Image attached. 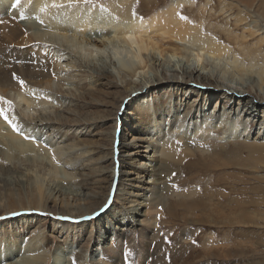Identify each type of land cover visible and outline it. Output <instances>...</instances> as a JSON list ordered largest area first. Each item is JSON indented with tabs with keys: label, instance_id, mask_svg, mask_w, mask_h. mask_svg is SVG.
<instances>
[{
	"label": "bare ground",
	"instance_id": "6f19581e",
	"mask_svg": "<svg viewBox=\"0 0 264 264\" xmlns=\"http://www.w3.org/2000/svg\"><path fill=\"white\" fill-rule=\"evenodd\" d=\"M165 1L167 0L111 1L110 7L120 14V19L118 17L115 19L112 13L113 9L100 5L97 3L98 1L94 2L96 4H87L82 0L72 3L70 0H20V4H27L25 9L22 8L23 18L29 21L27 23L32 25L31 20H35L36 23H39L38 25L45 26L44 31L40 29L42 32H40L37 42L26 34V29H31V27H23L15 18L0 15V32L5 38V44L0 49V94L3 97L13 91L26 105H30L36 104L34 96L30 95V89H45L52 92L51 83L56 79L55 76L60 74L56 67L59 59L55 55L59 51L60 44L46 50L41 44V40L46 38L44 37L46 34L42 35L43 33H50V38L47 40L53 43L72 44L78 49L80 42L77 37L83 39L88 32L96 30L99 32L96 34L99 39H92L90 41L92 44H88L105 51L113 50L114 58L112 60L122 71L130 72L132 76L136 75L137 70L144 72L147 69L153 73L150 76L144 74L141 76L139 72L138 82H126L125 86L121 87L117 85L114 78L110 79L106 64L103 63L99 68L94 60L90 59V56V61L86 62L88 68L95 74V81L88 85L94 87L91 88L92 91L95 89L104 95L109 92L104 89L116 88L113 96L117 100H113V110L108 112V117L105 120L107 122L111 120L109 123L111 129L105 138L109 141V147L99 150L96 157L88 159L87 164L81 165L82 163L78 160H75L74 163H80L76 169L81 168L80 170H82L85 169L84 166H88L92 167L94 173L98 170L100 177L103 176L101 179L107 181V193L106 197H103L104 201L110 194L114 179L116 184L113 194L114 204L102 212L99 211L101 203H96L92 205L93 207L88 205L93 202L91 200L96 196L93 195L89 198V195H78L72 201L77 209L72 210L73 207L70 208V204L67 202L69 200L65 201L64 195L59 194L60 192L56 194L59 203H53L57 206L55 210L62 213L59 215L70 217L68 221L75 224L72 227L74 233L78 234V247L82 242L92 239L96 231L97 238H94L93 247H100L102 255L97 262L91 264H101L102 262L118 264L116 259V263L114 260L112 261L111 255L116 256L120 252L122 244L126 243L125 239L130 233H137L140 238L154 241V234H150L148 229L144 231V219L138 220L144 216L140 212L142 202L148 197L149 192L155 189L147 181L148 176H154L155 181L168 184L165 189L161 188L163 195L172 190L175 193L182 191L181 194H173L175 197L172 195L173 206L166 204L170 213L178 210L184 220L199 221L207 224L206 226L210 228L213 225H227V230L222 231L227 235L228 232L229 235H232L234 230L240 229L239 226L242 224L243 206L239 200L236 203L233 201L234 207H232L227 201L230 200L229 195L220 190L224 188L222 180L232 178L237 181V178L223 173V178L216 176L215 180L212 179L215 173L221 175L222 172L214 170V164L205 163L204 158L210 160L212 156H216L218 159H223L222 166L234 164L246 166L245 162L240 164L243 162L242 156L244 155L251 157L254 167H257V164L260 165L261 162L264 163V145L239 143L237 139L221 144L209 156H207L209 149L207 151L206 147L200 143H194L191 138L175 143L170 137L164 139L160 135L158 147L151 148L149 146L148 142L153 140L152 137L159 135L162 122L167 124L182 121L183 124L196 126L217 114L220 117L225 116L231 125L233 121H236V117L241 118L239 123L245 121L244 123L247 125L256 126L260 122L259 125H264V0H230V3L239 7L240 10L233 21L231 20L233 17L229 18V21H232V25L228 24L229 29L231 30L230 26H233L237 30L239 28L241 30V33L238 36L233 35V38L227 33V29L225 30L227 34L214 36L217 32H209L205 26L197 24L199 19L193 14L198 15V12L194 13L191 6L187 8L188 10L179 8L180 2H185L184 0H176L169 9L161 14L160 11L165 8L167 3ZM13 2L14 0H0V8L11 6ZM54 3L60 7H52ZM101 6L106 11L102 10ZM41 8H44V11H41ZM134 8L137 13L135 18L132 15ZM178 12L188 19L183 22L177 16ZM220 12L222 15L225 14V10H220ZM255 19L257 21H254ZM258 21L262 23L261 27ZM256 33L259 34L256 37L259 40L252 46H248L251 39L247 41V38ZM169 39L193 44L197 49L198 61H200V65L203 64V68L190 70L187 68L188 66H179L176 70L175 67L165 68L162 66L153 57L154 52H158L160 56L167 53L177 56L181 53L176 45L164 43L165 46L163 44L162 41ZM127 50L129 53H126ZM204 55L215 57V60L218 61L224 59L226 62L219 65L217 70H212L213 63L208 61L201 63L204 60ZM14 61L20 63L21 67ZM78 65L80 69L82 64L78 63ZM13 73L25 81L23 88L17 80L13 79ZM79 88L82 90L81 97L86 94L93 95L85 85ZM55 94L58 105H63L62 110L58 113L55 111L54 117L39 114V119L35 121L32 129L44 131V135L50 133L53 145L58 146L56 149L61 151H67L65 148H68V152L76 153L79 158H89L96 154L94 151L85 150V146L77 145L75 140H71L70 135L73 136L71 132H81V130L76 131L73 125L81 121L77 112L73 110L78 107L77 99L69 97L62 85L55 91ZM48 99L46 101L50 102ZM212 113L213 115H211ZM73 114L77 118L72 119ZM216 118L219 122L220 118ZM68 122L73 126L67 127L66 123L68 124ZM5 123L0 119V142L7 143L5 151H8V147H10L17 152L15 153L16 157L23 156L21 159H24V154L40 149V146L33 140L23 141L19 138V134L15 133L16 137L14 132H11L13 130L9 131L6 128L5 125L8 124ZM118 131H120L119 134H117ZM233 135L234 132L229 135L230 138ZM207 140L205 139L204 143H208ZM149 148H151L150 152L147 151ZM40 150L50 159L52 165L61 162L58 150L48 151L43 148ZM151 153L153 154L152 158L149 157ZM155 155H158L157 160L154 158ZM11 157H15L11 155V150L4 153L0 157V165H5ZM230 185L232 186V183ZM236 186L228 188L231 194ZM30 190L27 196L31 201L28 200L27 205L22 206L16 219V223L21 224V227L17 228L12 223L0 224V264H38V261L47 257L51 261L49 264H67L61 254L71 253L68 250L72 249L70 241L74 234L65 228V224L55 222L53 225L51 223L52 228L49 231L52 233L51 235H54L53 242L50 239L44 241V236H41L43 230L40 228V219L35 216V213L43 212L44 210L41 209L45 207L44 200L48 201L52 198L44 194L40 185L33 184ZM163 195L159 194L158 197ZM30 205H34L35 209H32ZM4 210L3 200L0 197V214L6 213ZM25 211H29V213ZM120 213L127 215L132 223L120 226V220H118ZM198 214L201 215L200 219H197ZM87 217L97 220L96 227L94 230L92 228L87 233H82L83 229H86V224L80 222L87 220ZM75 222H78V225ZM108 223H112V227H107ZM118 226L125 227V229L121 230ZM103 233L112 236L109 242L106 243L109 236L99 241ZM184 241L182 243L185 245ZM230 245L237 246L238 244L232 242ZM46 246H50L51 249L47 251ZM224 250L226 251V249ZM105 256L111 257V259L108 261ZM225 257H227V253Z\"/></svg>",
	"mask_w": 264,
	"mask_h": 264
},
{
	"label": "rangeland",
	"instance_id": "374dc122",
	"mask_svg": "<svg viewBox=\"0 0 264 264\" xmlns=\"http://www.w3.org/2000/svg\"><path fill=\"white\" fill-rule=\"evenodd\" d=\"M111 1L115 0H92V3L97 2L100 3V5L114 10V8L110 7ZM184 1L185 2L182 3L180 2L179 8H185L184 10H186L191 6V8L194 9V13L198 12V15L193 14V16H195L196 18L198 17L199 19L197 24H200V26L202 25L203 27L205 26V28L209 32H217L214 36L225 35L229 33L230 37L233 38V35L238 36L241 33L240 28L237 30V28L230 26L231 30L229 29V25H232V21L240 11L239 7L230 3V0ZM174 2H176V0L165 1L166 6L165 8H163L164 10L162 9L160 11V13L162 14L163 12H165V10L169 9L170 5ZM26 7L27 4H19L15 9H13L11 6L0 8V15L2 14L3 16L6 15L8 17L15 18L18 23L23 27H31V29H26V34L31 37L35 42H37L39 40V35L41 34L40 32H42L40 31V29L44 31L45 26L38 25L39 23H36L35 20H31L32 25L27 23L29 21H27L26 18H23L22 12V8L25 9ZM113 10L112 13L114 18L117 19L118 17L120 19V14ZM220 10H225V14L222 15ZM201 11L204 12L202 13ZM230 17H233L231 18L232 21H229ZM182 21L184 22L185 20ZM227 21H229L230 23ZM254 21L257 20L255 19ZM258 24L260 27L262 26V23H260L259 21ZM225 30L228 32L226 33ZM97 33L99 32L96 30L91 33L88 32L85 35V37L87 36V39L84 36L83 39L77 37V40H79L80 42V48L78 49L73 47L72 44L66 45L64 43H53L47 40V38H50L49 36L51 34L43 33L42 35L46 34V36L44 35V37L46 38H43L44 40H41V44L44 45L42 46L46 48V50H49L51 47L54 46H59L60 44L59 48L57 47L59 51L55 54L57 55V59H59V63L56 64V67H58L60 74H57L55 76L56 79L51 83L52 92L45 89H30V95L34 96L36 103L30 105H26V103L23 102L21 98H19L13 91L8 92L6 95H4L5 97L0 94V97H3L5 100L12 102L13 110L10 112V115H13L15 117V123L17 124L19 131H11L12 128L9 127V125H5L7 123L4 124L6 128L9 129V131L14 132V135L16 137L19 134V138H21L23 141L27 140L25 138L26 136L29 137L28 140H33L34 143L40 146V149L43 148L44 150L48 151L58 150L57 152H59V158L61 159V162H58L56 165H52L49 161L50 159H48L45 154L41 153L40 149L35 150L36 152L32 151L33 153L31 152L24 154L25 156H28H24V159H21L23 158V156L16 157L17 154L15 155V153L17 152L13 151L12 149H10V147H8V151L11 150V155H14L18 159H16L15 157H11L7 161L8 165L7 163L5 165H0V197L3 200V209H5L4 212H6L0 214V224L12 223L17 228L21 227V224L16 223V219L18 218L17 215H19L22 206H25V204L27 205V202L31 201L30 197L27 195H29V192L31 191L30 189L33 184L40 185L44 194L52 198L48 200L51 203L44 200L45 207L41 209L44 210L43 212L39 211L35 213V216L40 219V228L41 230H43L41 236L45 237H43L44 241L45 239H50L53 242L54 235H51L52 233L49 231L52 228L51 223L53 225L55 224V222L59 224H65V228L69 229L74 234L70 241L72 249L68 250L71 253L66 255H64L63 253L61 254L65 258L64 262H66L67 264H91L93 262H97V260L101 257L102 252L100 247H93L94 238H97L96 231L92 239L88 240L87 242H82L81 246L78 247V234L74 233L72 227L75 224H71V222L68 221V218L70 217L61 216L59 214L62 213H58L57 210H55L57 209V206H55L54 203H59V198H56L57 192H60L59 194L64 195L65 201L69 200L67 202L70 205L67 202L66 203L69 205L70 208L73 207L72 210L77 209L76 206L72 203L73 198H75V196L78 197V195H89L90 198L94 195L96 197L93 198L91 200L93 202L89 203L88 205L92 206L96 203H101L99 204V211L104 212L109 209L112 204H114L113 194L116 190V184L114 183L113 179L110 194L104 201L103 197H106L107 193V181L101 179V177L103 176L100 177L98 170L96 171V173H94L95 171H92V167H90V169L88 166H84L86 171L85 169L80 170L81 168L76 169V167H78L80 163H82L81 165H83V163L87 164L88 159H92L93 156L96 157L99 150L103 149V147H109V141L105 138L107 133L111 129L109 124L111 123V120H109L108 122L105 120L108 117V112H111L113 110V100H117L113 96V93L117 90L116 88H111L110 90L104 89L105 91H109L104 95L102 93L97 92L95 89L94 91H92L91 88L94 87H89L88 85L95 81V74L88 68L86 62L90 61V59H93L94 63H96L99 68L103 65V63L106 64L110 79L114 78L117 85L121 87H124L126 82H138L139 75L142 76L144 74L145 76H150L151 74H153L152 71H148L147 69L144 70V72L137 70L136 75L134 76H132L130 72L122 71L112 60L114 58V55H112L113 50L107 49L105 51L102 50V48H94V46L90 45L92 44L90 42L92 41V39H99L96 37ZM258 36L259 34L256 33L252 37L247 38V41H250L251 39V42L248 46H252L257 40H259V38H256ZM162 42L163 44L172 43L173 45H176L181 52L177 56H173L170 53L160 56L158 52H154L153 57L156 58V60L165 68L175 67L174 69L176 70H178L179 66H188L187 68H189L190 70H193V68H203V64L200 65V61H198V57L196 56L197 49L193 46V44L185 41H176L171 39L164 40ZM4 44L5 38L0 32V49H2V46H4ZM63 45H65L66 47H64ZM75 51L78 53H76ZM126 53H129L128 50ZM89 56L91 57L90 59ZM204 60H202L201 63H205L207 61L209 63H213V65H211L212 70H217L219 68V65H223L226 62L224 61V59L219 60V62L217 59L215 60V57H212L210 55H204ZM213 60L215 61V63ZM14 62L17 63V61ZM78 63L82 64V69H79ZM17 64H19V67H21L20 63ZM214 64L218 65L214 66ZM146 71L147 73H145ZM139 72L140 74L138 75ZM106 78L109 79V77ZM108 79L106 80L109 81ZM61 85L63 89L67 91L69 97L71 96V98H76L78 101V107L73 110L77 112L76 114L78 115V118L80 117L81 121H78L76 124L73 125L76 131L81 130V132H79L80 134L77 132H71L73 133V136L70 135V137H72L71 140H75L74 142L76 144L78 143L77 145L79 146H85V150H89L92 152L94 151V153H96L91 157L88 156L89 158H79L76 153L68 152V148H65L67 149V151H61L59 149H56L58 146L53 145L54 142H52L51 140L52 136L50 135V133H48L49 135H44V131L41 132L39 130H36V128L35 130L32 129V127H34L33 124H35V121L39 119V114L48 116L51 115L52 117H54L56 113L62 110V102H60L62 106L58 105L59 103L56 100L55 94V91L59 87H61ZM84 85L87 87V89L92 91L91 93H93V95L86 94L81 97L82 90H80L79 87ZM46 99L50 100L51 103L46 101ZM100 101H102V103H100ZM5 106L6 105L0 102V107ZM211 115H213V113ZM216 117L220 118L219 122H217ZM75 118L77 117H75V114H73L72 119ZM235 119L236 121H233L232 125L229 124L230 121L226 120L225 116L220 117L217 116V114L210 117L209 120L203 123H199L196 126L187 123L183 124L182 121L179 123H164L165 125L162 122L160 123L161 128L159 129V135H156V137L154 136L155 138L152 137L153 140H150L148 143L149 146L152 148L158 147L159 139H161V137H163L164 139L170 137L171 140L175 143H178L176 141L180 142L181 140H187L191 138L194 143H200L202 144V146L206 147L207 151L209 149L207 156H209V154H213L214 149L220 147L221 144L230 143L232 140L235 139H237L239 143L247 142L264 145V125H259L260 122L258 121V125L251 126L249 124L247 125V123H244L245 121L243 120V122L239 123V121L241 120L240 117H236ZM70 125H72V123H66L67 127H69ZM233 132L236 136L233 135L230 138L229 135L233 134ZM119 133L120 131L117 132V134ZM160 135L161 137H159ZM205 139H208V143H204ZM6 147L7 143L0 142L1 156L4 155V153L6 154V152L8 153V151H5L7 150ZM151 148H149V150L147 151L150 152ZM76 156L78 157V159H76ZM151 156H153L152 153L149 155V157L152 158ZM155 156L154 158L157 160L158 155ZM25 159H27L28 161ZM204 159L205 163L208 162L209 165L214 164V170L222 172L221 175L214 172L215 176L214 178L212 177V179L215 180L216 176H218L219 178L222 177L223 173L227 174L228 176L237 178V181L232 178L222 180L224 182V185H222V187L224 188L221 187L222 190L220 191L224 192V194L229 195L230 200L227 201L232 205V207H234L233 201L236 203V201L241 200L244 218L242 224H240L239 226L240 229H235L234 234L232 235H229L228 232L227 235V233H224V229L227 230L228 228L227 225H213L210 228L206 226L207 224L200 223L199 221L192 222V220L189 219L184 220L178 210H175L173 211V213H170L166 204H170V206H173L174 200L172 198V195L181 194L182 191L175 193L172 190L166 192V195H163L161 193V188L165 189L168 184L162 181H155L154 176H148L147 181L155 189L149 192L148 197L145 199V201L142 202L140 206V212L144 214V216L142 218H136H138V220L144 219V231H147V229L150 230V234H154L155 239L154 241H151L143 239V237L140 238L137 233H130L129 236L125 239L126 243L122 244V249L120 250V252L117 253L116 256L111 255L112 261L114 260V263H116V259L118 264H161V262L162 264H264V163L261 162L260 165L257 164V167H254L252 165L251 157H247L245 155L242 156L243 162H241L240 164L245 162L246 166L237 164L230 166H222L221 161L223 159H218L216 156H212V159L210 158V160L208 158ZM75 160H78V162L80 163L75 164ZM76 170H78L79 172ZM231 183L232 186L230 185ZM234 186H236V188L232 192V195L230 189ZM159 194L163 196H160V198L158 197ZM162 198H164V201L162 200ZM54 199L56 202L54 201ZM17 200L20 202H18ZM4 205H6L7 207ZM30 206H32V209H35L34 205ZM25 212L29 213V211ZM121 214L122 213H120V215L118 214V217L120 216L118 219L120 220V226L122 224L132 223V221L128 218L127 215ZM200 217L201 215L198 214V218H196L200 219ZM87 218L88 219L83 222L79 221L80 223L86 224V229L84 228L83 231L81 230L82 233H87L88 230L92 228L94 230V227H96L95 224L97 220L93 217ZM188 222L192 223L190 224ZM75 223H77L78 225V222ZM106 226L112 227V223H108ZM120 226H118V228H120L121 230L125 229V227ZM108 236V233H103L99 241H101L102 238ZM111 238L112 236L110 235L106 243L109 242ZM183 238L189 240L184 241L185 239ZM183 241L185 245L182 243ZM232 242L238 245L229 246V244ZM50 246H46L47 251L51 249ZM224 249H226L227 252ZM178 250L179 252H177ZM226 253L227 257H225ZM106 259L109 261L111 257H106ZM42 260L38 261V264H49L51 262L49 257ZM107 264H110V262H108Z\"/></svg>",
	"mask_w": 264,
	"mask_h": 264
},
{
	"label": "snow or ice",
	"instance_id": "6c2138e0",
	"mask_svg": "<svg viewBox=\"0 0 264 264\" xmlns=\"http://www.w3.org/2000/svg\"><path fill=\"white\" fill-rule=\"evenodd\" d=\"M72 2H80V0H70V3ZM82 2L90 4L92 3V0H82ZM20 4V0H14V2L12 3L11 7L13 9H15L18 5ZM52 7H60V5L57 4H53ZM102 10L103 6H101ZM41 11H44V8H41ZM133 18L136 17L137 13L135 11V8L133 9ZM177 16L179 17V19L181 20H187L188 17L182 15L181 13H177ZM141 19H143L141 17ZM13 79L17 80L19 85L23 88L25 86V81L23 79H20L15 73H13ZM0 102H2L4 105H6L5 107H0V119H3L11 128L13 131H19L17 124L15 123V117L13 115H10V112L13 110V105L11 101L5 100L3 97H0ZM26 139H28L29 137H25ZM35 139V138H32ZM53 159H55V156H53Z\"/></svg>",
	"mask_w": 264,
	"mask_h": 264
}]
</instances>
